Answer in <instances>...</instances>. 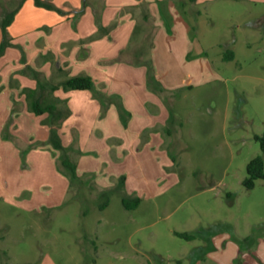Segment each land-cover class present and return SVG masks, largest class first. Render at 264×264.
I'll return each mask as SVG.
<instances>
[{"label":"rangeland","instance_id":"1","mask_svg":"<svg viewBox=\"0 0 264 264\" xmlns=\"http://www.w3.org/2000/svg\"><path fill=\"white\" fill-rule=\"evenodd\" d=\"M6 1L9 12L18 4ZM202 9L184 53L177 56L175 40L164 36L147 61L161 78L162 86L152 85L168 86L171 118L163 152L119 162L128 164L117 177L125 178L123 194L140 198L139 207L125 210L121 193L111 187L101 194L81 175L63 207L32 212L25 202L51 188L33 171H12L1 149L0 264H40L47 256L54 264H216L213 252L236 240L247 250L232 264H264V181L242 185L249 161L264 160L255 140L264 135V0H219ZM203 51L207 59L195 55ZM229 52L233 59H224ZM45 98L54 100L51 92ZM12 184L32 197L13 201Z\"/></svg>","mask_w":264,"mask_h":264},{"label":"crops","instance_id":"2","mask_svg":"<svg viewBox=\"0 0 264 264\" xmlns=\"http://www.w3.org/2000/svg\"><path fill=\"white\" fill-rule=\"evenodd\" d=\"M45 1L67 15L25 0L7 28L11 46L0 57V151L10 160L12 171H33L41 186L51 188V195L25 202L30 211L37 213L63 207L71 185L57 169L59 153L47 143L49 128L42 124L47 114L29 112L24 96H19L23 88H36L31 74L23 72L25 67L41 73L53 84L68 77L89 76L97 90L115 98L104 110L88 90L58 88L51 93L69 110L58 131L63 146L70 149L69 159L79 176L99 173L101 177L94 179L92 189L102 193L117 184L122 168L128 166L120 161L130 162L136 157L139 162L155 150L163 152L159 147L164 149V129L171 118L164 102L168 86L163 85V91L149 83L147 67L138 63L152 59L153 49L164 36L175 40L177 56L184 53L203 12L200 8L219 0H85L81 15L76 13L83 8V0ZM7 2L0 0V20L9 12ZM195 55L208 58L204 51ZM13 80L16 86L11 85ZM157 83L162 86L160 81ZM116 102L130 114L126 125L121 122ZM139 168L142 169L140 163ZM105 173L108 179L103 178ZM8 191L13 201L32 197L27 195L30 191L26 186L12 184ZM218 243L213 239V248ZM246 250L236 240L228 247L224 243L212 257L216 264H232ZM40 264L54 263L47 256Z\"/></svg>","mask_w":264,"mask_h":264},{"label":"trees","instance_id":"3","mask_svg":"<svg viewBox=\"0 0 264 264\" xmlns=\"http://www.w3.org/2000/svg\"><path fill=\"white\" fill-rule=\"evenodd\" d=\"M25 0H18V4L16 8L10 12H7L3 15V17L0 20V29L2 32V40L0 42V57L4 54L5 50L11 46L10 38L7 33V28L13 21L14 15L22 5V3ZM195 0H189V2H194ZM35 6L39 8H44L50 11H55L58 14L61 15H67L66 12L63 10L57 8L54 6L51 2L45 1V0H33ZM84 6L83 8L76 13V15H81L83 13L84 7L86 6V1L83 0ZM98 19V15H97ZM233 53L229 52L226 53V55L223 57L226 60H232L233 59ZM140 65H147V75H148V81L149 83H152L154 78L152 76V68L151 64L149 63H138ZM30 72L31 76L36 82V88L35 89H29L24 88L21 91V94L24 96L27 109L29 112L41 116L43 114H47V117L42 121V124L47 126L49 128V137L47 143L50 145V147L57 151L59 153V166L60 170L64 173L65 176H67L70 185H72L74 182L81 183V177L79 176L76 170V165L69 159V151L70 149L63 146L61 142V138L59 136V126L61 122L67 118L69 115V110L65 106V102L60 99H55L51 102H47L45 98L46 92L53 93L58 88H62L65 91H80V90H88L93 92L95 98L101 103L104 110L107 108V104L113 103L115 101V98L108 97L101 91L97 90L95 88V84L93 80L89 76L85 75H79V76H73L68 77L61 81L58 84H53L52 82L46 80L43 78L42 74L36 71H33L29 67H25L23 72ZM119 116L121 119V122L123 125H126L130 114L125 111L122 104L120 102H116ZM255 140L259 142L261 151L264 153V135L262 136H255ZM31 147L29 146L27 150H29ZM27 150H24L21 152V155L24 157ZM246 178L243 180L242 185L246 189H252L255 186V182L257 180H263L264 181V160L262 156H256L253 159L249 161V163L246 166ZM86 177H89L94 182V176L92 174L83 175ZM124 181L125 178L121 177L116 185L110 191L112 190L121 193V204L123 208L127 211L135 210L138 208L140 204V198L138 197H131L128 195L123 194V188H124ZM109 190L106 192H110ZM102 194V193H101ZM108 205V203H105L100 208H105ZM177 237L185 239L187 241H191L194 239L192 235H189L187 233H180L175 232L174 233Z\"/></svg>","mask_w":264,"mask_h":264}]
</instances>
